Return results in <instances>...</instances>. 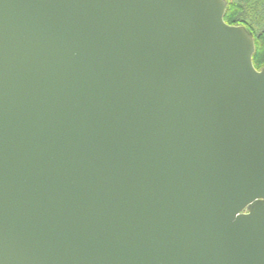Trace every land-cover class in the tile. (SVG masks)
Here are the masks:
<instances>
[{"label":"water","instance_id":"obj_1","mask_svg":"<svg viewBox=\"0 0 264 264\" xmlns=\"http://www.w3.org/2000/svg\"><path fill=\"white\" fill-rule=\"evenodd\" d=\"M226 0H0V264H264V67Z\"/></svg>","mask_w":264,"mask_h":264},{"label":"trees","instance_id":"obj_2","mask_svg":"<svg viewBox=\"0 0 264 264\" xmlns=\"http://www.w3.org/2000/svg\"><path fill=\"white\" fill-rule=\"evenodd\" d=\"M262 17L264 16V7L261 8ZM247 10L241 5L230 4L226 6L223 21L228 26H242L246 30L247 26ZM262 19V18H261ZM248 31V30H247ZM249 32V31H248ZM254 44V54L252 56V65L256 71L264 67V27L258 33L252 35Z\"/></svg>","mask_w":264,"mask_h":264},{"label":"rangeland","instance_id":"obj_3","mask_svg":"<svg viewBox=\"0 0 264 264\" xmlns=\"http://www.w3.org/2000/svg\"><path fill=\"white\" fill-rule=\"evenodd\" d=\"M227 5L236 4L246 8L247 30L254 35L264 27V16L262 17L261 8L264 7V0H226ZM262 18V19H261Z\"/></svg>","mask_w":264,"mask_h":264}]
</instances>
